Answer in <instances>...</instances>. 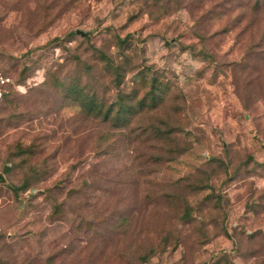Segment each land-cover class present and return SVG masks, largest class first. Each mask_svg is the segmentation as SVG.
<instances>
[{
	"label": "rangeland",
	"instance_id": "374dc122",
	"mask_svg": "<svg viewBox=\"0 0 264 264\" xmlns=\"http://www.w3.org/2000/svg\"><path fill=\"white\" fill-rule=\"evenodd\" d=\"M0 68V264H264V0H0Z\"/></svg>",
	"mask_w": 264,
	"mask_h": 264
},
{
	"label": "trees",
	"instance_id": "16d2710c",
	"mask_svg": "<svg viewBox=\"0 0 264 264\" xmlns=\"http://www.w3.org/2000/svg\"><path fill=\"white\" fill-rule=\"evenodd\" d=\"M109 67H115L114 66V64L112 63ZM109 69V68H108ZM4 71V70H3ZM5 72V71H4ZM6 73V72H5ZM7 74V73H6ZM43 82V81H42ZM41 82V83H42ZM9 97L10 96H8L7 98H6V100L4 101V103H3V105H2V107L0 108V113H1V111L3 110V106L6 104V102L8 101V99H9ZM151 100L152 101H155L156 100V96H154V97H152L151 96ZM90 105L93 107V108H96V110H91L92 111V113H94L93 111H96L95 113H97V111L99 112V113H101L102 111L101 110H99V108L100 109H102L101 107H99L98 106V104H97V102L96 101H91L90 102ZM148 104H147V101L145 100V102H143V106H142V108L144 109V108H147L148 106H147ZM117 110V115H120V114H123V113H133V115H138V112H133V105L130 103V102H126V100L123 98L122 99V101L119 99L118 100V102L115 104V106H111L109 109H108V111H106V117H110L111 115H112V111H116ZM143 112V111H142ZM141 112V113H142ZM13 118L14 117H16V116H12ZM107 118V119H108ZM143 260H144V262H146V260L148 259V256H146V257H143L142 258Z\"/></svg>",
	"mask_w": 264,
	"mask_h": 264
},
{
	"label": "built area",
	"instance_id": "2783aa9c",
	"mask_svg": "<svg viewBox=\"0 0 264 264\" xmlns=\"http://www.w3.org/2000/svg\"><path fill=\"white\" fill-rule=\"evenodd\" d=\"M13 87L19 88V86L15 85L13 78L0 68V108L2 107L6 98L10 96L11 89Z\"/></svg>",
	"mask_w": 264,
	"mask_h": 264
}]
</instances>
